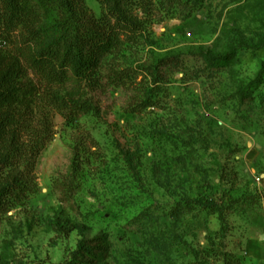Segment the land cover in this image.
<instances>
[{
    "label": "rangeland",
    "instance_id": "374dc122",
    "mask_svg": "<svg viewBox=\"0 0 264 264\" xmlns=\"http://www.w3.org/2000/svg\"><path fill=\"white\" fill-rule=\"evenodd\" d=\"M84 1L99 17L97 0ZM199 3L186 19L174 12L150 23L108 57L95 92L73 82L61 89L91 99L101 117L69 123L53 113L37 192L0 216V264H65L96 237L99 264H224V255L264 264V82L239 96L264 62V0ZM168 56L181 71L163 72L154 87L148 73ZM114 69L134 79L113 86ZM200 198L222 199L224 238L215 237L217 215L193 203Z\"/></svg>",
    "mask_w": 264,
    "mask_h": 264
},
{
    "label": "trees",
    "instance_id": "16d2710c",
    "mask_svg": "<svg viewBox=\"0 0 264 264\" xmlns=\"http://www.w3.org/2000/svg\"><path fill=\"white\" fill-rule=\"evenodd\" d=\"M97 2L99 17L84 0H0V216L37 192L35 165L53 138V113L69 123L89 113L101 117L91 99L63 94L61 89L73 82L78 89L95 92L108 57L119 53L123 45L136 43L150 23L162 22L174 12L186 19L200 8V0ZM205 60L211 65L220 61L207 56ZM181 68L178 56L160 59L148 73L152 86ZM131 76L129 70L114 69L109 83L124 87L134 79ZM263 82L264 62L255 81L239 92L241 101ZM152 104L147 99L139 105L145 109ZM120 154L133 165L128 151L121 149ZM77 161H72L73 168L79 166ZM193 203L217 215L220 229L215 237L224 238L227 221L222 199L200 198ZM180 213L175 209L173 217ZM103 244L101 237L80 241L65 264H99ZM223 260L224 264H239L225 255Z\"/></svg>",
    "mask_w": 264,
    "mask_h": 264
}]
</instances>
